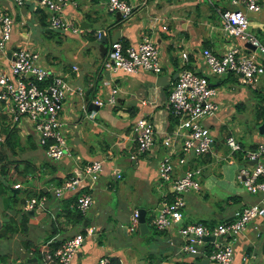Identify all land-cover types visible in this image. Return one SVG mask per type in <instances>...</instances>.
<instances>
[{
    "label": "crops",
    "instance_id": "obj_1",
    "mask_svg": "<svg viewBox=\"0 0 264 264\" xmlns=\"http://www.w3.org/2000/svg\"><path fill=\"white\" fill-rule=\"evenodd\" d=\"M126 1L134 5L133 12L129 18L120 19L116 17V13L105 11V0H70L64 6L62 16L78 27L75 33L80 34L75 35L69 31L61 32L50 28L46 17L43 18L47 12L35 7L31 1L18 5L14 0H0V9L8 11L13 18L10 39L4 51H0V66L7 63L14 48L26 45L39 51L41 65L66 76L71 84L84 88V95L71 93L66 97V103L61 102L59 113L71 156L57 160L47 157L43 147L37 143L32 121L21 117L19 121L14 120L17 123L13 122V118L5 113L0 102V128L6 124L16 126L19 134L16 138L17 158L28 160L36 166L34 172L26 174L24 182H16L13 187L20 191L25 189L26 194L40 190L47 196L42 206L32 210L33 215L29 214L30 210L27 211V232H17L5 239L7 245L4 252L9 254L6 261L8 264H11V260L17 262L24 256L28 261L39 259L43 264L44 248L51 247L55 241H62L90 224L95 226V230L91 235L84 237L70 264H93L102 255L109 258L119 256L116 257L119 264H189L193 263L194 259L204 257L195 258L180 249L182 238L177 231L180 224L206 219H217L214 224L228 221L233 218L235 210L264 200V191L250 193L238 182L237 170L245 162L239 154H230L224 144V138L228 134L240 137L244 149L264 142V132L260 131L263 123L259 124L260 119L255 117L258 100L255 93L264 90V73L256 84L249 86L251 90H255L238 87L234 90L237 92L232 91L235 85L231 84L235 75H208L210 83L217 89L216 100L219 103L215 115L202 120L213 135L212 147L207 153L194 156L180 151L179 145L176 144L177 152L172 155L173 177L181 175L189 168L202 169L200 189L197 192L184 193L185 204L181 210V218L172 227L157 229L152 224V218L161 202L171 198L169 183H158L155 174L157 175L158 163L166 151L161 143L162 138L177 123L170 112L167 99L177 71L181 64L185 63L191 70L206 73L200 57V51L204 47L216 53H222L231 44L244 51L251 48L245 46V43L240 44L239 39L220 32L218 11L231 8L230 0ZM260 2V9L256 12L248 11L247 14L252 31L262 41L264 0ZM164 24L166 28H162ZM117 29V39H125L128 43L137 42L142 35L154 40L160 53L161 70L156 73L145 70L129 73L118 70L109 71L108 75L104 73L105 69L100 70V61L96 62V57H108L110 36ZM99 31H102V36L107 39L105 49L99 47ZM91 33L94 38L89 39ZM85 44L86 48L82 54L79 46ZM243 45L248 49H243ZM54 47L63 48L65 55L71 57L72 62L55 64L56 56L52 53ZM182 51L188 53L186 62L181 57ZM74 65L76 68H73ZM113 86L117 88L114 104L98 106L93 102L94 97L106 95ZM88 88L90 90L86 98L85 90ZM89 102L96 107L88 108ZM82 104H86L85 110L82 109ZM140 116L148 118L154 124L155 143L152 150L160 155L153 161L141 157L137 161L127 162L128 159L123 155L126 149H134L133 123ZM29 134L31 139L27 137ZM0 135L3 136L1 131ZM75 155L79 159H76ZM95 158L103 160V169L92 189V204L83 214L84 221L79 224L75 222V214H69L65 209V200L73 193L68 192L61 198H55L50 190L64 178L78 172L84 163ZM179 158H182V163L178 162ZM258 162L264 165V155L259 157ZM247 164L252 165L254 161ZM116 172L120 175L116 176ZM110 191L115 195L117 211L114 204H106ZM25 195L23 197H29ZM210 202L219 204L215 208H208ZM151 204L154 205L151 207ZM139 208L145 210V221L146 217L151 218L149 224L146 222V232L140 234L138 228L135 230L138 243L133 253L130 252L127 257L123 252L115 253L113 245L106 237L104 242L101 241V236L111 233L118 235L119 230L128 234L129 223L126 219L130 221L132 211ZM184 208L187 220L184 219ZM196 209L198 215L192 220L191 211ZM24 239L36 245L39 250L37 256L36 253L32 254V249L27 250L24 247ZM231 243L234 258L228 264H244L241 260L243 254L249 257L250 264H264V216L249 221L245 228L231 239ZM211 262L213 261L208 264H222Z\"/></svg>",
    "mask_w": 264,
    "mask_h": 264
},
{
    "label": "built area",
    "instance_id": "obj_2",
    "mask_svg": "<svg viewBox=\"0 0 264 264\" xmlns=\"http://www.w3.org/2000/svg\"><path fill=\"white\" fill-rule=\"evenodd\" d=\"M22 5L31 1L35 7L47 12L50 28L61 32L75 33L78 27L62 16L64 6L70 0H14ZM232 7L218 11L220 28L227 36L237 37L243 43L254 46L244 51L235 44L229 45L222 53H216L204 47L200 57L205 65L206 73L196 72L182 63L168 94V107L177 123L162 138L165 154L158 163L157 176L161 182L169 183L171 198L163 200L158 207L152 224L157 229L172 227L181 218L184 207V193L199 191L200 167L186 169L181 175L173 177L172 155L179 150L198 156L207 153L213 143V135L202 120L211 118L219 109L216 100L217 89L209 81V74L223 75L233 73L243 85H254L264 73V43L251 31L247 12H256L261 7L260 0H230ZM134 5L126 0H105V10L111 13L119 12L120 19H127L133 12ZM166 28V25H162ZM13 29V18L10 13L0 9V51H4ZM108 57L104 58L103 68L109 71L122 70L135 73L139 70L153 73L161 70L160 55L154 40L142 35L137 42L123 45L118 39L110 43ZM181 57L188 60L187 51H182ZM40 53L26 45L17 46L10 52L5 65L0 66V102L5 113L13 120L27 118L32 121L37 143L43 147L44 153L52 160L71 156L63 130V121L59 109L61 102L68 94L84 95V88L73 85L66 76L56 73L51 68L39 63ZM73 68H76L74 65ZM117 88L110 87L104 96L93 98L98 105L114 104ZM86 109V104H82ZM92 116V113L90 114ZM135 147L129 154V159L138 160V155L149 150L155 143L154 124L146 117L140 116L133 123ZM3 136L0 135V142ZM224 144L230 154L240 152L245 164L239 166L236 178L250 193L264 191V165L258 162L264 155V142H258L253 148L244 149L236 135L228 134ZM254 164L248 165L247 162ZM182 163V158L178 159ZM103 169L102 159H92L82 166L78 172L66 177L50 192L55 198H61L65 193H77L74 207L82 214L92 204V189ZM116 176H119L117 172ZM47 199L45 194L24 198L22 210L29 211L42 206ZM264 216V200L245 205L233 212V218L213 225L202 222H188L177 228L182 238L180 249L195 258L206 257L208 261L222 264L230 263L234 258V248L231 243L249 221ZM138 228V211L133 210L127 230L132 232ZM84 232L78 231L64 238L53 249L46 247L42 251L43 264H70L74 255L81 247L84 237L91 235L95 226L85 225ZM212 235L213 240L204 239ZM206 247V248H205ZM241 260L249 263V257L243 254ZM110 258L102 255L93 264H109ZM193 264V263H191Z\"/></svg>",
    "mask_w": 264,
    "mask_h": 264
},
{
    "label": "trees",
    "instance_id": "obj_3",
    "mask_svg": "<svg viewBox=\"0 0 264 264\" xmlns=\"http://www.w3.org/2000/svg\"><path fill=\"white\" fill-rule=\"evenodd\" d=\"M38 9H41L40 7ZM42 10V9H41ZM46 17L47 20V13L43 18ZM48 24V20H47ZM55 30V29H54ZM57 31V30H56ZM94 38V34L89 35V39ZM119 41L126 45L125 39L120 38ZM264 43V40H262ZM233 75V73H229ZM252 90H255L254 88ZM257 99V108L255 112L256 119H260V123L264 124V90H259L258 93L256 91ZM1 133L3 134L4 138L0 142V203H1V211H0V238H8L13 236L15 233H26L27 232V220L29 218L28 212L22 210V203L24 201L22 195L21 197L19 194L21 193L20 189L17 191H13L14 187L13 184L16 182H24L26 180V174H30L36 170V166L30 163L28 160L17 158V137L18 129L15 125L8 126V124L4 125L0 128ZM31 139V135L27 136ZM241 145L242 141L240 137H238ZM243 147V146H242ZM239 154L241 158V153ZM242 159V158H241ZM13 175V176H12ZM65 179V178H64ZM63 179V180H64ZM62 180V181H63ZM61 181V182H62ZM60 184V182H59ZM42 191H33L32 193H27L25 196H40L42 195ZM77 193L73 194L69 199L65 200V209L70 214L73 212L75 214V222L81 224L83 220V214H81L73 205L74 198ZM71 202V203H70ZM70 203V204H69ZM17 217L18 220L17 221ZM150 217H146V222L150 223ZM210 220H202L200 222L213 225L214 223ZM84 232V229L81 230ZM48 238V237H47ZM61 240L55 241L50 246L53 249L54 247L60 244ZM22 244L26 249H32V254L37 256L39 254V250L36 245L32 244L29 240L24 239L22 240ZM206 248V247H205ZM263 250H264V243H263ZM9 258V254L1 250L0 246V264H5ZM109 264H119V259L116 257H111ZM174 264H186V263H174ZM191 264V263H189Z\"/></svg>",
    "mask_w": 264,
    "mask_h": 264
},
{
    "label": "rangeland",
    "instance_id": "obj_4",
    "mask_svg": "<svg viewBox=\"0 0 264 264\" xmlns=\"http://www.w3.org/2000/svg\"><path fill=\"white\" fill-rule=\"evenodd\" d=\"M104 9H105V7H104ZM106 11V10H105ZM107 12V11H106ZM107 13H109V12H107ZM248 28L252 31V27H251V25H249L248 26ZM221 29V28H220ZM220 32L221 33H223V31L222 30H220ZM82 33V32H81ZM66 34H68V33H66ZM70 34V33H69ZM75 35H78V34H80V32L79 33H74ZM224 34V33H223ZM229 37H231V36H229ZM232 38H234V39H237V37H234V36H232ZM260 38V37H259ZM238 42H240V44H243V42L242 41H238ZM80 44V43H79ZM79 48H80V51H81V53L83 54L84 53V50H85V48H86V44L85 45H80L79 46ZM41 51V50H40ZM65 50L63 49V48H56V47H54L53 49H52V53L56 56V61H55V64H59V65H62V64H66L67 62H70L71 61V57H67L66 55H65ZM160 54V53H159ZM100 61V63H99V69L100 70H103L104 68H103V62H104V58L102 57V56H97L96 57V62H99ZM72 62V61H71ZM50 66H53V67H55V65L54 64H50ZM209 75H212L211 77H214V76H220V75H215V74H209ZM231 84L233 85H235V87L233 88V92H237V91H234V90H237V88L238 87H240L241 89H249L250 91H252L250 88H249V85H243V84H239V78H237L236 76H235V80L234 81H232L231 82ZM68 96V95H67ZM66 96V97H67ZM66 97L63 99V101H62V103L63 102H67L66 100ZM238 112V111H237ZM84 113V112H83ZM84 117H87L86 115H84ZM19 121V120H18ZM13 122H15V123H17L16 121H14L13 120ZM133 147H135V141L133 142ZM153 149V147L151 146L150 147V149L149 150H147V151H145V152H143V153H141V154H139L138 155V159H140L141 157H145L146 159H150V161H153L154 159L155 160H157L158 159V157H159V155L160 154H158V152H156V151H154V150H152ZM228 149V148H227ZM130 152H131V149L129 148V149H126V151L124 152V155H123V157L124 158H127L128 160H127V162H130L131 160L129 159V154H130ZM228 152H229V150H228ZM120 155L118 154V157H119ZM199 156V155H198ZM75 157H76V159H79V157L77 156V155H75ZM63 158V157H62ZM126 164V163H125ZM125 166V165H124ZM155 176L157 177V181H158V183L159 182H161V180H160V178L155 174ZM201 177H202V174H201V176L199 177V181H200V179H201ZM202 179H203V177H202ZM92 193V196H93V191L91 192ZM26 194V190L25 189H21V193L19 194V196L21 197V195L23 196V195H25ZM108 196V198H107V203L106 204H108V205H112V204H114V208H115V210L117 211V208H116V205H115V202H116V198H115V195H114V193L112 192V191H110V193L107 195ZM219 203H221L220 201H219ZM218 202H210L209 204H208V206H210V207H208V208H215L218 204H219ZM154 204H151V205H149V206H153ZM132 206V205H131ZM183 211H184V219L185 220H187V215H186V209L184 208L183 209ZM214 211H216V210H214ZM88 215H90V214H88ZM197 215H198V210L196 209L195 211H191V218H192V220H195L196 219V217H197ZM211 217H213L212 215H211ZM90 218L92 219L93 217H92V215H90ZM207 218H209V217H207ZM116 220H118L117 218H116ZM206 220H210L209 222H217V219H206ZM109 222H111V219H109ZM126 222H128L129 223V220L128 219H126ZM114 232V231H113ZM119 232V234L118 235H115L114 233H111V234H106L105 236H101V241H103L104 242V239H105V237H106V240L108 241V242H110V244H112L113 245V247H114V249H115V253H124V255L127 257V255L131 252V253H133V249L134 248H136V246H137V243H138V241H137V233H136V231H132V232H129L128 234H123V232L122 231H118ZM85 240H86V238H85ZM7 245V242H6V240L4 239V238H0V246H1V250L2 251H4V249H5V246ZM116 257H119V256H116ZM211 263H214V262H211ZM6 264H8V262L6 263ZM11 264H42L41 263V261L39 260V259H36V260H34V261H28L27 260V258L24 256V257H22L21 258V260H18L17 262H14V259L13 260H11Z\"/></svg>",
    "mask_w": 264,
    "mask_h": 264
},
{
    "label": "water",
    "instance_id": "obj_5",
    "mask_svg": "<svg viewBox=\"0 0 264 264\" xmlns=\"http://www.w3.org/2000/svg\"><path fill=\"white\" fill-rule=\"evenodd\" d=\"M116 17H120L119 12H116ZM118 35H119V30L117 29L116 32L114 31V33H112V35L110 36L111 42L117 40V36ZM106 40L107 39L104 36H102V31H99V36L97 37V41H98L99 47L101 46L103 49H105V45L104 44L106 43ZM245 46H248L251 49L254 48V46L251 45L248 42H245ZM101 55H102V53H101ZM104 73L106 75H108L109 70L105 69ZM89 90H90V88L85 90V97L86 98L88 96ZM91 107H96V106L92 102H89L88 108H91ZM260 131H261V133L264 132V125L263 124L260 127ZM13 189H14L13 191L15 192L17 190V187H14ZM137 211H138V229H139L140 234H143L147 230V224H146V221H145V210L143 208H139V209H137ZM30 212H29V214L33 215L32 214L33 213L32 210H30ZM0 224H1V221H0ZM204 239L211 241V240H213V236L212 235H208ZM208 262H209L208 258L204 257V258H201V259H194L193 264H208Z\"/></svg>",
    "mask_w": 264,
    "mask_h": 264
}]
</instances>
